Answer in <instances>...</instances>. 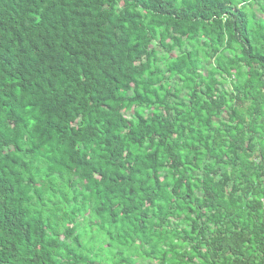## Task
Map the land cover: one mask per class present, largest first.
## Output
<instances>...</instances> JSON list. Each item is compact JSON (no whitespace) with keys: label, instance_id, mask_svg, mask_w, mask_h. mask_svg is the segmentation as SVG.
I'll list each match as a JSON object with an SVG mask.
<instances>
[{"label":"trees","instance_id":"1","mask_svg":"<svg viewBox=\"0 0 264 264\" xmlns=\"http://www.w3.org/2000/svg\"><path fill=\"white\" fill-rule=\"evenodd\" d=\"M0 264H264V0H0Z\"/></svg>","mask_w":264,"mask_h":264}]
</instances>
